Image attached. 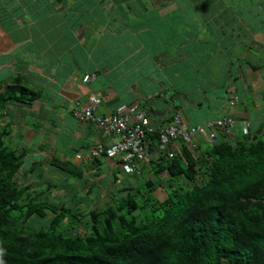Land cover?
Here are the masks:
<instances>
[{
	"label": "crops",
	"instance_id": "0c3cea01",
	"mask_svg": "<svg viewBox=\"0 0 264 264\" xmlns=\"http://www.w3.org/2000/svg\"><path fill=\"white\" fill-rule=\"evenodd\" d=\"M9 2L0 7V19L15 24L0 22V82L18 77L39 97L29 106L8 105L2 124H11L13 147L27 151L24 167L34 165L43 185L63 183L50 194L63 198L74 188L94 205L106 200L102 195L114 180L138 185L137 174L116 173L115 159L88 161L96 141L116 140L75 119L74 109L91 96L98 115L139 105L154 124L177 111L191 125L226 113L253 129L264 127V0ZM88 74L95 78L84 83ZM150 153L153 162L156 153ZM62 163L76 174L82 169V180L69 182L54 168ZM140 168L147 169L145 179L152 176L147 163ZM160 177L167 180L165 172ZM87 183L105 187L91 192Z\"/></svg>",
	"mask_w": 264,
	"mask_h": 264
},
{
	"label": "trees",
	"instance_id": "16d2710c",
	"mask_svg": "<svg viewBox=\"0 0 264 264\" xmlns=\"http://www.w3.org/2000/svg\"><path fill=\"white\" fill-rule=\"evenodd\" d=\"M7 1L0 0L3 10L10 4ZM0 22L15 24L14 19ZM3 87L0 264H264V127L235 135L239 121L225 113L221 118L230 120L231 127L196 133L193 146L177 141L171 156L159 149L154 133L148 148L156 159L147 163L152 176L143 180V171L144 177L148 172L139 168L142 180L130 188L124 181L116 186L114 180L102 195L106 200H95L94 205L74 188L65 189V200L56 202L50 190H62L63 183L43 185L34 165L24 167L27 151L13 147L8 141L11 124H2L8 105L29 106L39 96L18 77L0 82ZM228 104L234 106L230 100ZM172 115L157 124L168 122ZM206 121L188 124L196 128ZM116 164V173L129 175ZM54 166L67 173L69 182L82 180V169L76 174L64 163ZM163 172L165 181L160 177ZM91 185L87 183L91 192L105 187ZM159 187L166 195L163 200L153 194Z\"/></svg>",
	"mask_w": 264,
	"mask_h": 264
},
{
	"label": "built area",
	"instance_id": "2783aa9c",
	"mask_svg": "<svg viewBox=\"0 0 264 264\" xmlns=\"http://www.w3.org/2000/svg\"><path fill=\"white\" fill-rule=\"evenodd\" d=\"M95 75H86L84 81H90ZM97 99H91L89 105L78 106L75 116L81 122L91 124L103 137H117V141L104 147L97 143L91 152L92 158H100L103 155L117 158L122 169L127 173L137 172L138 167L149 161L148 143L154 133L158 135V147L171 156L177 150L176 142L193 146L192 136L196 133L204 134L205 128L223 127L227 121L206 123L202 127L192 128L176 112L171 119L160 126L150 123L146 112L136 107L120 106L115 113L106 117L99 116L94 111ZM230 124V121L227 122ZM213 135L210 134L209 137ZM168 151V152H167Z\"/></svg>",
	"mask_w": 264,
	"mask_h": 264
},
{
	"label": "clouds",
	"instance_id": "9594fccd",
	"mask_svg": "<svg viewBox=\"0 0 264 264\" xmlns=\"http://www.w3.org/2000/svg\"><path fill=\"white\" fill-rule=\"evenodd\" d=\"M88 75H95V74H88ZM86 76V75H85ZM84 76V77H85ZM84 77H83V82L84 83H86L87 81H84ZM236 100H237V98H235V97H232L231 99H230V102L232 103L233 102V104L236 102ZM235 105V104H234ZM120 106H126V105H119V106H117L115 109H114V111L112 112V113H110V114H106V115H101L102 117H106V116H109V115H112V114H114L115 113V111H116V109L117 108H119ZM126 107H136V108H138V109H141V110H143V111H145L143 108H141L139 105H132V106H126ZM176 113V112H175ZM179 113V112H178ZM99 114V113H98ZM172 114H174V113H172ZM181 114V113H180ZM182 116V115H181ZM183 117V116H182ZM148 119H149V117H148ZM170 120V119H169ZM185 120V119H184ZM223 121V119L220 117V118H215V119H211V120H207L206 121V123H210V122H216V121ZM149 121H150V123L152 124V125H154V126H160V125H162V124H154L153 122H151V120L149 119ZM186 122H187V120H185ZM228 121H230V120H228ZM227 121V122H228ZM225 123V126L227 127V126H229V127H231V122H230V124H228V123ZM165 123H167V122H165ZM188 123V122H187ZM205 123V124H206ZM164 124V123H163ZM204 124V125H205ZM236 124H238V126H239V135L240 134H242V135H246L247 133H249L248 132V129H250V121H247V120H245V121H239L238 123H236ZM216 128H217V126H216ZM206 129H208V128H205V130ZM100 137H103V136H100ZM106 138V137H105ZM110 138H115L116 140H114L113 142H115V141H117V137H110ZM152 138V137H151ZM158 141V140H157ZM112 142V143H113ZM97 143H101L104 147H108V146H110L112 143H110V144H103L102 142H101V140H98V141H96V143L95 144H97ZM158 143V142H157ZM178 144H177V142H176V147H178L177 146ZM176 151V150H175ZM149 154H151L150 152H149ZM150 156V155H149ZM108 158H110V159H115V161L118 163V160H117V158H111V157H108ZM139 168H140V166L138 167V170H137V172H135L136 174L137 173H139ZM132 174H134V173H130L129 175H132ZM165 193V192H164ZM56 193H54V195H55ZM56 196V195H55ZM54 196V197H55ZM57 197V196H56ZM60 197H61V195H60ZM62 198V197H61ZM64 198V197H63ZM62 198V199H63Z\"/></svg>",
	"mask_w": 264,
	"mask_h": 264
},
{
	"label": "rangeland",
	"instance_id": "374dc122",
	"mask_svg": "<svg viewBox=\"0 0 264 264\" xmlns=\"http://www.w3.org/2000/svg\"><path fill=\"white\" fill-rule=\"evenodd\" d=\"M184 80V79H183ZM182 80V82L184 83V81ZM183 87L184 88H188L189 89V86L188 85H186L185 83H184V85H183ZM182 89V88H181ZM222 91V95H223V97L225 98L227 95H225V93H224V91L223 90H221ZM214 112H216V111H214ZM219 113H217V116L218 117H220V115H218ZM214 118H216V117H214ZM213 118V119H214ZM30 122H35V120H30ZM36 144V146H39L40 145V143H39V141H34V142H32V144ZM90 149H93V148H90ZM101 160H103V159H101ZM144 173H145V171H143V176H142V179L144 180L145 179V177H144ZM128 177V176H127ZM139 179H141V177L139 178ZM141 179V180H142ZM60 180H55V179H52V180H50V182H56V183H58ZM176 184V183H175ZM174 184V185H175ZM167 190H168V185H163ZM51 192H57V191H55V189H51L50 190ZM154 194V193H153ZM156 194V195H155ZM154 195H155V197L158 199V200H162L166 195H165V193L162 191V190H158V191H156V193H155ZM51 195H54V193H52ZM56 196H55V201L56 202H59V201H61V200H63L61 197H60V195L61 194H59V193H56L55 194ZM65 200V199H64ZM49 218V217H48Z\"/></svg>",
	"mask_w": 264,
	"mask_h": 264
},
{
	"label": "bare ground",
	"instance_id": "6f19581e",
	"mask_svg": "<svg viewBox=\"0 0 264 264\" xmlns=\"http://www.w3.org/2000/svg\"><path fill=\"white\" fill-rule=\"evenodd\" d=\"M91 99H96L94 96H91L90 97V102H91ZM90 104V103H89ZM88 104V105H89ZM96 105V104H95ZM81 107H85V106H87V105H84V106H82V105H80ZM76 109V108H75ZM75 109H74V117H75V119L78 121V122H80V123H86V122H81V121H79L78 119H77V117L75 116ZM94 111H95V106H94ZM99 116H101V115H99ZM89 124V123H88ZM91 125V124H90ZM93 150V149H92ZM92 150H91V152H92ZM91 152H90V154H89V156L91 157ZM103 157V158H102ZM102 157H100V158H102V159H106V158H108L107 156H102Z\"/></svg>",
	"mask_w": 264,
	"mask_h": 264
}]
</instances>
